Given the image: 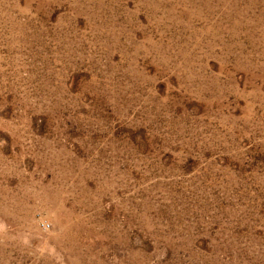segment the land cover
I'll return each instance as SVG.
<instances>
[{"label":"rangeland","instance_id":"1","mask_svg":"<svg viewBox=\"0 0 264 264\" xmlns=\"http://www.w3.org/2000/svg\"><path fill=\"white\" fill-rule=\"evenodd\" d=\"M0 264H264V0H0Z\"/></svg>","mask_w":264,"mask_h":264}]
</instances>
